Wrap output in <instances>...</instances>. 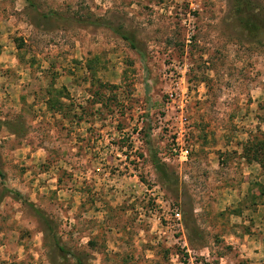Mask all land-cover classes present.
Here are the masks:
<instances>
[{
	"label": "rangeland",
	"instance_id": "rangeland-1",
	"mask_svg": "<svg viewBox=\"0 0 264 264\" xmlns=\"http://www.w3.org/2000/svg\"><path fill=\"white\" fill-rule=\"evenodd\" d=\"M0 124V264H264V0H0Z\"/></svg>",
	"mask_w": 264,
	"mask_h": 264
},
{
	"label": "built area",
	"instance_id": "built-area-1",
	"mask_svg": "<svg viewBox=\"0 0 264 264\" xmlns=\"http://www.w3.org/2000/svg\"><path fill=\"white\" fill-rule=\"evenodd\" d=\"M183 80L184 78L182 77V84ZM182 95L184 97L186 93H183ZM172 97L173 95L171 94L170 98L172 99ZM184 109L185 107H179V111L175 112L173 118L169 120V124H166L164 133L161 135L163 136V144L166 150V152L161 155L163 157V163H169L172 161L176 165L185 166L191 158L192 147L189 140V131L187 121L184 116ZM165 215L168 216V219L175 227L180 229L183 228L181 214L177 210L170 212L168 210V214ZM165 217L163 216V219L164 221H167ZM158 222H160V220H158ZM180 241L181 242L177 245L183 254L182 258H180L178 254H174V261H172V263L201 264L198 258H196V255L189 248L184 234L182 235Z\"/></svg>",
	"mask_w": 264,
	"mask_h": 264
},
{
	"label": "trees",
	"instance_id": "trees-1",
	"mask_svg": "<svg viewBox=\"0 0 264 264\" xmlns=\"http://www.w3.org/2000/svg\"><path fill=\"white\" fill-rule=\"evenodd\" d=\"M26 2H28L29 0H25ZM244 1L245 0H233V3L235 4L236 7V13H238V15H241L242 9L244 8ZM1 126V124H0ZM150 163L152 165V167L154 168V170L157 172L158 176L160 177V179L162 180V182H166L169 180H172L173 178L171 173L167 172V170L164 168V164L160 163V161L158 160V158L156 157L155 154H150ZM4 180V175L3 173L0 171V181ZM7 191V190H5ZM14 195L18 198H21L20 194L18 193H14ZM60 251H63L62 249ZM76 264H81L79 261L76 262Z\"/></svg>",
	"mask_w": 264,
	"mask_h": 264
}]
</instances>
